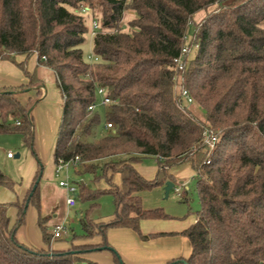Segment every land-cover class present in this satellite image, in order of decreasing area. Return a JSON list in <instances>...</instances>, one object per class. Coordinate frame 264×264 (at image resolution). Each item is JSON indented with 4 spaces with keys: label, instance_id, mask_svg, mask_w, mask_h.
<instances>
[{
    "label": "trees",
    "instance_id": "trees-1",
    "mask_svg": "<svg viewBox=\"0 0 264 264\" xmlns=\"http://www.w3.org/2000/svg\"><path fill=\"white\" fill-rule=\"evenodd\" d=\"M203 10L208 13L195 24L189 44L195 55L184 73L201 119L178 105L174 61L187 46L190 22ZM127 12L135 18L125 30ZM89 17L101 24L90 62L83 50ZM33 55L54 72L63 98L55 165L80 158L74 172L90 182L76 183L77 199L89 208L70 248L54 250L47 219L40 218V183L33 190L40 170L23 198L0 203V264H98L87 256L99 252L125 264L109 244V230L141 234L142 220L170 219L164 209H145L139 193L175 184L171 171L187 164L200 201L196 223L182 234L192 253L168 264H264V0H0V60L14 63L30 81L0 91V135L20 134L31 149L33 100L24 104L17 95L40 84L27 68ZM100 88L112 102L103 114L89 111ZM107 123L115 129L106 132ZM100 127L106 134L98 137ZM207 130L218 136L213 150L205 143ZM146 158L158 165L151 181L135 168ZM20 186L0 171V187L18 193ZM103 196L113 198L116 212L95 222L90 214ZM30 206L40 214L47 249L17 238ZM12 207L18 210L14 225ZM96 237L100 244H75Z\"/></svg>",
    "mask_w": 264,
    "mask_h": 264
},
{
    "label": "crops",
    "instance_id": "crops-1",
    "mask_svg": "<svg viewBox=\"0 0 264 264\" xmlns=\"http://www.w3.org/2000/svg\"><path fill=\"white\" fill-rule=\"evenodd\" d=\"M24 59L25 57H20L19 62L23 61ZM41 69L49 68L39 66L37 55H33L29 61L28 70L31 73H36V77L40 81V84L35 86L33 90H36L37 87H41V95L39 96L41 98V103L35 106L36 110H34L35 115L33 117L37 135V152L42 158L45 153L43 145L45 138H47L49 143L50 136L55 138L56 133L59 129L63 111V98L57 85L55 87L53 86V88L50 89V86L48 88L44 81L38 76L37 72ZM49 70L52 71L51 69ZM29 82V79L19 68L15 66V64L11 63V61L8 60H0V91L10 88L27 86ZM36 94L38 95V92H36ZM38 108H40V110H38ZM43 114L46 115V119L50 114L54 115V123L52 124L51 129L47 128L45 130L48 124H44L42 119ZM49 146L50 148H53L52 143L51 145L49 143ZM155 162V166H144L145 164L142 162L136 164L135 168L142 177H144L146 180L151 181L156 178L158 173L157 161L155 160ZM182 167H189L192 169L189 164L174 168L171 173L174 176L175 180L181 178L179 169H181ZM115 183L117 185H121V179L119 175L115 176ZM32 184L29 187H23L21 185L18 189V193H14L6 188L0 187V203H16L19 197L23 198L26 195ZM44 201L45 195L41 190L42 211H44ZM30 214L32 215V218L34 220V222L32 221L33 224L26 219L25 225L20 227L17 232V238L22 244L38 249H47L43 241L42 231L38 224L40 214L37 209L32 206H30L27 211V215ZM167 214L170 216V219L167 220H142L140 222L141 234H138L131 229L109 230L107 235L109 244L121 256L125 264H168L169 262L179 258H189L192 253L191 243L189 239L184 237L182 234L196 223L197 217H177L176 215H173L171 213ZM8 215L11 219L12 224H16L18 220L17 208H10ZM81 216L82 215L79 214L78 219L81 218ZM113 217H108L106 219L95 222L108 221ZM40 218L44 221L46 220L42 217V212ZM64 222L60 224H63ZM50 225V222L46 221L45 226L47 227L48 232L52 234L54 227L59 224H55L52 226ZM33 231H35L36 233L35 237L32 236ZM69 240L70 238L67 240H57L61 241V243L58 242L53 244V248L55 250H67L71 246V244L67 243V241ZM100 243L101 237H96L93 240H81L75 242V244L77 245H92ZM87 259L98 264H114L113 256L109 252L92 253L87 256Z\"/></svg>",
    "mask_w": 264,
    "mask_h": 264
},
{
    "label": "rangeland",
    "instance_id": "rangeland-1",
    "mask_svg": "<svg viewBox=\"0 0 264 264\" xmlns=\"http://www.w3.org/2000/svg\"><path fill=\"white\" fill-rule=\"evenodd\" d=\"M207 13L208 12L206 10L200 11L194 16V19L190 22L191 28L189 31L187 46H189L192 40V35L195 32V24L200 23L204 18H206ZM86 15L88 16L87 13ZM133 18H135V14L133 12L125 13L122 23V26L125 30H128V23ZM92 21L93 19L89 17L87 21L89 28H91L92 26ZM83 50L85 53V59L89 62L92 61L91 58H94L93 36L91 35L90 32L86 35V44L83 46ZM194 55H195V49L190 54L189 60H191ZM19 59L20 58H17L18 61ZM30 59L31 58L27 59V68H29ZM16 67L19 68L18 66ZM37 74L44 81V83L47 85L48 88L50 86L51 89L53 88V86L55 87L57 85L56 77L54 73L49 69H41L37 72ZM36 92H38V90H30L25 93L18 94L17 97L24 104H28L29 98L32 99L33 104L30 105L31 104L30 102L28 104L29 110H31L32 108L36 110L35 106L37 105V103L38 105L41 103V98L36 94ZM97 99H98L97 103L99 104L101 98L98 96ZM189 109L191 110L192 113L198 115L201 119L204 118L201 109H199V107H197L196 104H194ZM34 110L32 112V117L35 115ZM38 110H40V108H38ZM98 111H101L103 114L104 108L99 107ZM53 116L54 115L50 114L49 117L46 119V115L45 114L42 115L44 124H48L45 130L47 128L51 129V126L54 123ZM104 123L105 121L103 119V124ZM58 132L59 129L56 133L55 138H53L52 136H50L49 138V143L50 145L52 143L53 148H50L48 140L47 138H45L43 144L45 153L43 152L44 156L42 158L37 152V146H36L37 135H36L34 149H31L30 147L24 144L23 137L20 134L0 135V171L6 174L12 181L22 185L23 187H29L32 184L37 173L40 170H42L40 176V188L45 195V201L43 204L44 211H42V217L44 219H48L47 221L50 222L51 224L50 226L55 224H60L67 219L70 223V228L72 230V237H73L74 233L80 234L82 232L78 215L79 214L84 215L86 213V210L89 208V204L82 203L78 200V205L75 209H70L66 204L67 192L65 189L59 186L60 179L57 178L55 174L56 165L54 160V150L56 146ZM97 132H98L97 133L98 137H101L106 134L105 132H102V127H100ZM46 137H47V133H46ZM9 151H12L14 155L19 154L20 158L9 159L7 156V153ZM143 163L145 164L144 166L156 165L154 158H146L143 160ZM179 173L181 178L175 180V186L176 188L182 189L183 195L180 196L175 192V190H172L169 196L166 197L165 187L143 191L139 193V196L143 201V207H146L145 209L161 208L164 209L166 213H171L173 215H176L177 217H192V218L197 217L196 216L197 212L200 209V201L197 191V184L195 180L196 175L194 174L193 169L189 167H182L181 169H179ZM65 175H66L65 173H62L61 177L64 178ZM69 175L71 181H73L74 183H79L83 181L86 183L90 182L89 177L76 176L75 172L72 170L69 172ZM186 199L187 202L185 201ZM98 203L100 204V206L94 209L90 214V218L92 220L100 221L108 217H113L115 215L116 208H115L114 200L111 196H103L98 200ZM26 219L29 220V222L31 223L32 221L34 222L31 214L27 215ZM35 235L36 233L35 231H33L32 236L35 237ZM71 238L69 241H67L68 244H71L70 242ZM58 242L61 243V241L53 240V238H51L52 247L53 244ZM77 264H85V263H77Z\"/></svg>",
    "mask_w": 264,
    "mask_h": 264
},
{
    "label": "built area",
    "instance_id": "built-area-1",
    "mask_svg": "<svg viewBox=\"0 0 264 264\" xmlns=\"http://www.w3.org/2000/svg\"><path fill=\"white\" fill-rule=\"evenodd\" d=\"M85 13L90 14V9L87 8L84 10ZM101 28V24L98 20L93 19L92 26L90 28V33L94 37L98 33V31ZM190 47L185 46L180 56L174 61L175 64V70H176V76H175V94L177 97V102L179 107L182 110H187L191 108L195 102L192 98L190 92L185 88V76L184 73L187 71L188 65H189V56H190ZM92 61L96 60L95 58H91ZM97 95L101 98L100 103H95L89 107V111H96L99 107L108 108L110 105H112L111 100H109L106 97V91L102 88L97 90ZM115 129L114 124L107 123L106 124V131L110 132ZM218 142V136H216L213 132L207 130L205 132V143L210 147L211 150L214 149ZM8 158L13 159L15 158V155L12 151H9L7 153ZM80 162V158L77 157L75 160L69 161V162H63L60 161L56 165V177L60 179L59 186L66 190L67 192V201L66 204L70 209H74L78 205V199L77 195L79 193V188L76 183L71 181L69 172L71 170H74V168L78 165ZM62 173H65V177L62 178ZM175 192L178 195H183L182 189L180 188H174ZM53 240H65L72 237V232L70 229V223L68 220H66L63 224H59L54 227L53 233H52Z\"/></svg>",
    "mask_w": 264,
    "mask_h": 264
},
{
    "label": "water",
    "instance_id": "water-1",
    "mask_svg": "<svg viewBox=\"0 0 264 264\" xmlns=\"http://www.w3.org/2000/svg\"><path fill=\"white\" fill-rule=\"evenodd\" d=\"M33 89H34V88H32V90H33ZM36 90H41V87H37ZM28 91H29V90H28ZM33 110H34V108H32L31 110H29V112H28L29 117H31ZM15 158H20V155H19V154L15 155ZM41 169H43V168H41ZM39 183H40V181H38V182L35 184L33 190H36V189H37ZM174 188H175V184H174V183H172V182H167V184H166V186H165L166 197L169 196L170 192H171L172 190H174ZM28 206H29V205H27V207H28Z\"/></svg>",
    "mask_w": 264,
    "mask_h": 264
}]
</instances>
